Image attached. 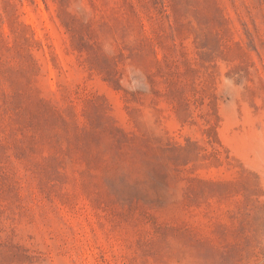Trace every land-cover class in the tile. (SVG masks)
I'll return each mask as SVG.
<instances>
[{
	"label": "rangeland",
	"instance_id": "obj_1",
	"mask_svg": "<svg viewBox=\"0 0 264 264\" xmlns=\"http://www.w3.org/2000/svg\"><path fill=\"white\" fill-rule=\"evenodd\" d=\"M0 264H264V0H0Z\"/></svg>",
	"mask_w": 264,
	"mask_h": 264
}]
</instances>
